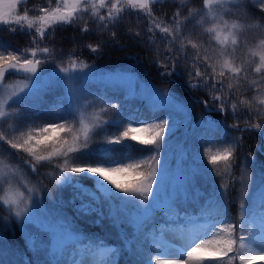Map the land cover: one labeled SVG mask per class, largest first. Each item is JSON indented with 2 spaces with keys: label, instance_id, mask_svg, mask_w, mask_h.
Wrapping results in <instances>:
<instances>
[{
  "label": "snow or ice",
  "instance_id": "snow-or-ice-1",
  "mask_svg": "<svg viewBox=\"0 0 264 264\" xmlns=\"http://www.w3.org/2000/svg\"><path fill=\"white\" fill-rule=\"evenodd\" d=\"M163 2L165 0H46L45 5L38 6L35 14H30L32 10L27 7L20 11V6L26 4L27 0H0V26L9 32L26 33L30 37V45L22 51L8 50L0 46V88L7 91L12 87L8 83V79L12 77L19 76L25 81L24 87L20 89L22 95L13 93L0 98V128L7 125V128L14 133L9 135L7 130L0 131V142L6 144L9 149L15 150L9 154L10 157L14 158L17 163L27 166L32 173L39 175L40 168L45 165L53 171L58 170L57 193H62L63 187L67 186L74 188L76 193L84 195L82 181L92 179L101 195L104 194L102 189L107 190L108 199L119 200L124 205V212L127 215L143 216L145 222L152 219L153 214L159 209L154 207V201L159 199L155 190L159 184V172L162 166L159 153L167 142V134L171 131V127H167L166 133V126H169L170 120L164 119L159 123L140 121L139 126L134 127L131 119L124 123V113L120 111L122 105L111 100L107 101V107L104 104L99 106L101 113H107L109 109L115 110V115L111 120H105L101 124L99 116L86 119V112L95 105L92 102L84 103L88 101L85 89L83 87L74 88L72 85L84 81L85 74L79 75L78 73L83 72L89 65L80 61V68H77V58L70 55L68 57L70 65L64 67L62 64H57L50 73H47L49 81L44 82L43 76L47 72L44 65L52 63L58 57L53 48L42 46V43L45 39L54 36L56 29L60 26L80 27V21H84V26L80 30L88 32L87 25L93 22L103 31L110 24L114 26L127 10L145 14L149 17L148 31L154 32L158 29L161 33V40L165 44L163 59L157 62L159 68L165 69L160 72V75L179 76L182 68L188 78L186 87L189 90L206 89L208 91L209 99L197 101L204 105L206 111L215 110L224 116L231 110L234 117V128L240 132L250 129L260 132L264 127V111L257 105L264 106V98L257 99L253 96L240 100V104L248 108V114H242L244 115L243 123L247 127L240 128L241 120L236 115L237 103L231 98L234 85L231 82L225 84V80L240 79L241 74L247 77L249 72L256 73L264 80V38H261L249 52L251 57L258 59L255 67L237 66L232 58L237 47L242 43L243 33L250 28L264 25V16L251 17L249 13L243 11L247 3L253 0H237V3L226 11H221L223 5L226 2L231 4V0H202L201 12L204 13L206 10L205 20L197 21V23L203 27L206 21L209 22V26L203 27V31L207 35L205 43L216 55L215 60L208 54L207 49L201 53L200 49L204 46L203 44L181 34V27L189 28L190 18L195 13L190 12L188 17L181 20L180 11L177 10L169 22L170 26H161L160 23L154 22L153 6ZM256 4L259 5L258 10L264 13V0H255L253 6ZM214 6L216 15L212 14ZM236 13H242V16L237 17ZM229 15L235 17L231 22L226 18ZM243 16L257 20V23L253 24L247 20L241 23ZM136 34L140 35L139 32ZM112 35L115 37V32ZM149 40L151 41L152 37H149ZM188 46L194 50L191 55L186 51ZM87 47L93 53L99 49V45L89 44ZM69 82H72V85ZM253 83L255 84L256 81ZM37 84H42L43 87L33 91ZM57 86L67 90V98L73 108L62 117H54L38 123V118L34 115L35 109L24 106V101L41 90ZM226 90L229 92L228 96L224 95ZM159 93L165 100H174L168 92ZM253 110L255 120L259 122H253ZM201 122L204 123V121ZM109 124L117 131L108 134L107 138L100 143L119 147L105 146L89 152L90 142H98L97 137L100 134L99 131L94 130H104ZM209 128L216 131L219 130V125L210 123ZM137 134H143L147 138L141 139ZM261 134L264 135V133ZM128 140L136 141L144 146L147 150L146 154L140 157L131 156L127 152L128 145L124 143ZM240 141L241 138L236 137L231 142L233 146L224 147L215 153L211 148H207L201 160L207 156V165L212 166L223 162L225 170L230 171L236 160L233 154L234 147L242 146ZM121 149L125 150L124 155L116 157L114 153ZM19 153L25 156L21 157ZM93 153H98L95 163H73L69 166L70 161L81 160L92 156ZM0 165H3L0 167V209L6 211L7 215L18 224L35 225L52 236L57 231L63 233L69 243L62 251H59L61 255L68 247L76 248L77 245L83 244L79 237L73 234L74 230L71 229L67 219L62 216L60 208L55 206V201L49 203L51 196L46 188L38 186L39 194L37 190L27 185H23L24 190H21V184L14 181L13 166L4 163L3 160H0ZM145 167L147 171L143 170ZM208 171L212 172L214 169H208ZM246 171L245 166L241 173L242 177ZM191 181V176L184 178L180 195L186 197ZM109 185L111 187H108ZM240 187L242 189L245 187L243 179H241ZM112 189H115V192ZM221 189L220 196L226 197L228 189L223 183H221ZM244 195L247 196V193ZM257 195L258 208H250L244 202L239 204L240 211L243 213L239 225L224 211L226 203L222 199H215L208 207L201 208L199 216L195 218L186 210L181 216L178 206H170L167 211L175 214L174 217L169 216L170 221L175 219L194 223L203 220L204 224L201 227H205L206 231L184 252L167 258V264H206V261H213L215 264H261L264 262V173L261 174ZM175 199L176 196L172 197L173 202ZM78 210L84 214L92 211L83 203L79 205ZM213 212L222 213L224 218L213 222ZM217 224H220V227H217ZM33 246H36L35 242ZM84 247L88 255L93 258L91 262L80 261L75 257L71 261L59 259L56 258L57 252H52L53 258L48 259V250L37 248L35 264H118L111 258L114 251L105 247L103 242ZM127 251L133 254L132 241L127 242ZM185 255L187 259L184 258ZM0 264H3L2 260ZM138 264H161V259L156 257L154 260L153 257L148 256L146 259L142 258Z\"/></svg>",
  "mask_w": 264,
  "mask_h": 264
},
{
  "label": "trees",
  "instance_id": "trees-1",
  "mask_svg": "<svg viewBox=\"0 0 264 264\" xmlns=\"http://www.w3.org/2000/svg\"><path fill=\"white\" fill-rule=\"evenodd\" d=\"M200 3L201 0H183V2H181V0H165L162 4H155L153 6L155 17L154 22H158L162 26H170L169 22L177 10L180 11V18L183 20L185 17H188L192 10H201ZM254 3L255 0L247 3L246 9L243 11L249 13L251 17L259 18L264 16V13H261L258 10L259 5L256 4V6H253ZM236 16L241 17L242 13H236ZM246 20L253 24L257 23V20L249 19L247 16L241 18L242 23ZM83 26L84 21H80V27L60 26L56 29L54 36L44 40L46 46L53 48L58 57V59L54 60L52 63L44 65L46 70L53 69L57 64H62V66L68 67L70 65L68 59L70 55L77 58V61L83 60L91 67L99 70H112L115 68L130 66L131 72L137 77H146L153 86L161 90H166L169 94L175 96L181 103L187 106L190 111V124L189 122L185 124L184 134H186V137L184 138V141L182 140L181 145L185 156L188 155L189 145L194 154L203 150L207 146H211L217 151L222 150L224 147L233 146L231 142L234 141L236 137H240V145L242 146L234 147L233 154L236 157V160L230 171L225 170L223 162L216 166L211 165L209 169H214V171L208 172L207 175L200 177V185L205 188L203 193L196 195V197H192V199H180L181 201H176L171 205L172 207L178 206L179 210L182 212L186 210L188 213H191V215H199L201 208L208 207V205L215 199H222L226 203V209L224 211H226L227 215L239 225L240 217L242 216L239 210L241 173L246 166L247 171L244 175L257 181H261V174L264 173V150H259L264 149V135L261 134L264 133V127H262L260 132H254V129L240 132L233 127L234 117L231 110H229L227 115L224 116L215 110L210 113L205 112L202 103H198L197 101L209 99L208 91L206 89L189 90L186 87L188 78L184 74L182 68L179 76L175 74L173 76H161L160 72L165 71V69L159 68L157 62L163 59L165 44L161 40V33L158 30H154V32L148 31L150 26L149 17L145 14L127 10L122 14V18L116 22L114 26L110 24L109 27L103 31H101L95 23L89 22L87 25L89 31L81 32L80 28ZM207 26L208 25L205 22L203 27ZM203 27H201V24L194 22L191 28L189 27L185 29L183 26L181 27L182 35L204 45L200 49L201 53H203L205 49H207L208 52L211 50L205 43L207 35L203 31ZM262 29H264V25L256 28V31L260 32ZM113 32H115V37L112 35ZM137 32H139L140 35H137ZM15 36H17V34H13L4 28H0V46L3 48L9 46L14 42ZM149 37H152L151 41L149 40ZM89 44L94 46L99 45L98 51L93 53L87 47ZM177 46H179L178 43ZM186 51L191 55L194 50L188 46ZM181 63H183V61H181ZM201 64L203 65V61H201ZM169 80H173L176 83ZM253 81H256V83L254 84ZM229 82L234 85L231 90V98L237 103L236 115L241 120L240 128H242L243 126H247L243 123L244 115L242 114H248V108L246 105L240 104V100L249 99L253 96L260 99L264 94V80H262L256 73L249 72L247 77H245L244 74H241L240 79H231V81L225 80V84H228ZM87 91L90 94L88 97L91 98L92 101L95 100L94 103L98 102L96 100L98 97L104 98L102 102L106 107L108 100H111L114 103L118 100L121 101L118 103L122 105L120 111L124 113V122L127 118V113H132L136 119L140 116L142 119L151 122L157 120L158 123L164 119H169L171 124L175 119L173 113L169 110L158 109L141 101L127 99L125 94L120 91H118L117 96L114 94L115 91L108 88H103L101 90L104 96L97 94L93 86L87 88ZM61 93L62 92L58 87L41 91L35 97L26 99V101H24V106H29L35 109L34 115L38 118V123L50 120L48 114L49 110L52 107L61 104ZM224 95L228 96L229 92L226 90ZM257 106L261 107L262 111H264L263 106ZM89 109L95 110L93 108ZM105 114H108V117H103L102 121L111 120L115 115V110L109 109ZM252 116L253 122H259L255 120L254 110ZM117 119L120 118L117 117ZM201 121H204V123ZM210 123L213 125H219V130H210ZM5 126L9 135L14 134L11 129L7 128V125ZM115 130L116 128L110 124L106 125L104 130H95L100 133L97 137V141L104 140L107 138L108 134L115 133ZM0 131H4V127L0 128ZM177 132V141H179L181 140L183 129L181 130L177 127ZM137 135L139 137V134ZM139 138L146 139L147 137L144 136ZM98 142H90L91 147L88 151L93 152V150L99 149L100 147L96 146V143ZM124 143L128 145L127 152L130 153L131 156L140 157L146 154L147 150L138 142L128 140ZM107 147L119 146L107 145ZM137 150L143 151V153H139ZM124 151V149H121L119 152L114 153V155L116 157H121L124 155ZM18 155L21 157L25 156L23 153H19ZM97 158L98 153H93L92 156L84 157L81 160L70 161L69 166H72L73 163H95ZM11 160L17 163L12 157ZM17 164L23 165L22 163ZM46 167L47 165L42 166L40 168V173H42ZM143 170L147 171V167ZM29 176L32 182L36 183L39 187L48 190L51 196L49 201L57 202L58 199L55 193L56 188L52 185V182H54L53 179L48 180L39 175L33 177L32 175ZM117 179L120 180V178ZM82 183L83 192L85 193L84 195L76 193L75 189L72 187L67 189L69 197L72 198L67 215L70 221L83 234L84 240L92 245L101 242H103L104 245H116L118 264H138L142 258L146 259L148 256L154 258V255L158 250L156 246V226L163 222L166 216L175 214L168 211L157 210V212L153 214L152 219L146 222L144 219L134 228L123 226L121 224V227L124 228V237L119 240L115 228L112 227V229H110L111 224L106 223L105 220L97 214L94 196L90 188V186L95 183L92 179H86L82 181ZM221 183H223L228 189L226 197L220 196L222 191ZM108 187L111 186L109 185ZM112 190L115 191V189ZM82 203L86 208L92 209L89 214H84L78 210L79 205ZM258 205L259 202L256 203L254 207L258 208ZM0 218H2L0 219V239L6 243L11 254L24 264H35L31 252L26 248L18 223L11 219L3 209H0ZM217 218H224L223 214L213 212V219ZM123 240L126 242L125 244L123 243ZM128 241H132L133 254H129L127 251ZM68 251L69 247L64 251L60 259L65 260Z\"/></svg>",
  "mask_w": 264,
  "mask_h": 264
},
{
  "label": "rangeland",
  "instance_id": "rangeland-1",
  "mask_svg": "<svg viewBox=\"0 0 264 264\" xmlns=\"http://www.w3.org/2000/svg\"><path fill=\"white\" fill-rule=\"evenodd\" d=\"M46 0H27L26 4H22L20 6V11H23L25 7L32 10L30 14H35L36 9L38 6L45 5ZM236 3V0H231L230 3H225L223 5V9L221 11L228 10L232 5ZM201 9L203 7L202 0L200 3ZM181 7V6H179ZM191 12L195 13V15H192L190 19L191 24L190 28L192 27L193 22L197 23V21L205 20V14L206 10H204V13L201 12V10H192ZM213 15H216V9L215 6L213 8ZM189 16V15H188ZM231 22L235 17L232 15H229L226 17ZM158 23V22H155ZM242 23V21H241ZM206 24L209 26V22L206 21ZM162 26V25H161ZM2 29L3 26H0ZM156 31L158 29H155ZM159 31V30H158ZM12 33V32H11ZM13 34H17V36L14 37V42L10 44L9 46L5 47L8 50L15 49L17 51H22L25 47L30 45V37L26 33H20L16 32ZM261 38H264V29H262L260 32L256 31V28H250L247 31L243 33L241 36V45L237 47V50L232 55V58L235 60V63L237 66L244 65L246 67L251 66L255 67L256 63H258V59L253 58L249 55V52L251 49L254 48L256 44L259 43V40ZM42 46H46V42L42 43ZM205 51V50H204ZM210 56L213 57V60L216 59L215 53H213L211 50L208 52ZM83 61V60H80ZM80 61H77V68H80ZM84 63L88 64L87 62L83 61ZM89 65V64H88ZM45 68V67H44ZM46 69V68H45ZM51 70H47L46 74L43 76V81L48 82L49 76L47 73H50ZM79 75H84V81L83 82H76L74 85H72V82H69L70 85H72L74 88H81L83 87L89 96V92L87 91V88L90 86H93L95 88V91L97 94H100L104 96L101 92V90L104 89H110L115 91V96L118 95V91L124 92L125 97L130 100H137L147 103L148 105L154 106L158 109H165L169 110L171 113H173V117L175 118L172 123L167 126L171 127L170 133L167 134L166 137V143L161 148V151L159 153V158L162 161L161 170L159 172V184L155 188L157 197L156 201H154V207L159 208L157 210L167 211V209L172 205V203H175L176 201H181L183 199H192V197H196L198 194H202L205 190L204 186L200 185V177L207 175L209 172L208 169L211 165H207V156L203 157V160H201L202 154H204L205 149L211 148L212 152L215 153L216 150L213 149V147H205L203 150L197 152L194 154L192 152V148L189 145L188 148V155L185 156L184 151L182 149V140L184 141V138L186 137L185 132V124L189 122L190 124V111L188 110L187 106H185L183 103H181L175 96L173 101L165 100L159 92H167L166 90H161L155 86H153L146 77L139 78L134 73L131 72V67H121V68H115L112 70H99L91 67L87 69H84L83 72L78 73ZM8 83L12 85L7 91L0 88V98H3L5 95H10L13 93H20V89L24 87L25 81L22 80L19 76L12 77L8 79ZM43 87L42 84H37L33 91L36 90V88ZM62 91V99L64 100V103L59 107L57 110L51 111V117H62L69 109L73 108V105L69 102V99L67 98V90L57 86ZM56 88V87H52ZM49 90V89H48ZM89 90V89H88ZM159 91V92H158ZM22 95V93H20ZM264 98V94L262 97ZM104 98L98 97L96 100L97 103H94L91 98L88 97V101H85L84 103L92 102L95 107L93 109L86 112L85 116L86 119H92L94 116H99L100 120L99 123L103 124L104 121H102L103 117H108V114L101 113L100 112V105L104 104L102 102ZM26 101V100H25ZM121 102V101H115ZM105 105V104H104ZM264 107V106H263ZM83 111V109H81ZM131 119L133 122V126H139L138 122L144 121L147 123H158L157 120H154L153 122L147 121L145 119H142L140 116L138 118H134V115L132 113H127V118L125 119L124 123H127ZM167 127H166V133H167ZM177 127H179L181 130L183 129V133L181 134V140L177 141L178 132ZM7 130L6 126H4V131ZM97 130V129H96ZM95 131V130H94ZM117 129L115 130V132ZM257 132V131H255ZM139 137H144L143 134H139ZM106 139V138H105ZM104 139V140H105ZM102 140V141H104ZM102 141H99L96 143L97 147H104L107 146L103 143H100ZM184 143V142H183ZM3 142H0V156L4 155L5 158H1L0 160H3L6 164H11L13 166V170H15V178L14 181L16 183L21 184V190H24L23 185H27V187L32 188L34 190H37L38 192V185L32 181H30L27 178V175L36 176L37 174L32 173L30 169L27 168V166L18 165L17 163L13 162L10 158V152H14L15 150L9 149L7 146H5ZM5 147V148H2ZM139 153H143V151L137 150ZM207 165V167H205ZM155 166V165H153ZM0 167H3V165H0ZM18 169V170H17ZM58 171V170H57ZM39 176L43 178H47L48 180L53 179L54 182H52V185L56 188V196H57V202L55 201V206L60 208L61 214L64 218L67 219L71 229L74 230L73 234L78 236L79 239L83 242L82 245H77L76 248L69 247V251L67 252V255L65 257V260L71 261L73 257L75 259L80 261H89L93 259L91 256L88 255L85 245H89L83 237V234L76 228V226L70 221L67 213L68 209L70 208V202L72 201L69 197L67 189L69 187L64 186L62 193H57V184L56 180L59 179V173L56 171H53L48 166L42 171V173H39ZM186 176H191L192 181L191 185L188 187L187 195L186 197L184 195H180V190L182 186V182ZM241 179H243L245 187L242 189L239 188V204L241 202H249V206L254 205L258 201V191L260 186V181H257L253 178L246 175L240 176V182ZM91 192L94 196V202H95V208L97 209V214L102 217L106 223L111 224V228L114 227L117 233V238L121 240L124 237V228L121 227V224L123 226H130L132 228L138 226L142 220L145 218L143 216H129L124 212V205L121 204L119 200H110L108 199V192L105 189H102L104 192L103 195H101L98 190L96 184H92L90 186ZM115 192L114 190H112ZM244 193H247V196L244 195ZM39 194V192H38ZM122 196V194H120ZM176 196L175 202H173L172 197ZM181 199V200H180ZM41 200L43 202V196L41 195ZM49 203H52V201H49ZM240 210V208H239ZM242 214V212L240 211ZM180 215L183 216L184 212H180ZM171 216V215H169ZM169 216L166 217V222L160 224L157 226V232H159V235L157 237L156 246H159L161 249H158V253H155V258L160 257L161 264H167V258L174 257L176 255H179L180 253L184 252L185 249H187L193 241L197 240L200 236L205 234L206 228L201 227V223H204L203 220L195 221L194 223L192 221H185V220H169ZM174 217V216H173ZM193 218L196 216L192 215ZM223 218L213 220L219 221ZM96 222V221H95ZM200 222V223H198ZM19 228L22 232L23 239L25 241V245L27 250H29L33 256L34 262L37 259V248L40 249H47V258L52 259V252H57L56 258H61V254L59 251H62L66 244L69 243L68 238L61 232H56L54 236H52L50 233L45 232L43 229L38 228L35 225L32 226H24L21 224H18ZM217 227H220V224H217ZM52 231L51 229H49ZM33 242H35V247L33 246ZM123 243L126 242L123 240ZM105 247L111 249L114 251V254L112 255V259L117 261L118 255H117V246L112 245H104ZM187 259L186 255L184 257ZM96 259H99V257H96ZM0 260L3 261V264H24L22 263L18 258L13 256L11 252L8 250V247L6 243L0 239ZM206 264H215L213 261H206ZM261 264H264V262H261Z\"/></svg>",
  "mask_w": 264,
  "mask_h": 264
},
{
  "label": "bare ground",
  "instance_id": "bare-ground-1",
  "mask_svg": "<svg viewBox=\"0 0 264 264\" xmlns=\"http://www.w3.org/2000/svg\"><path fill=\"white\" fill-rule=\"evenodd\" d=\"M195 223H196V222H195ZM195 223H194V224H195ZM198 223H200V222H198ZM201 224L203 225L204 223H201Z\"/></svg>",
  "mask_w": 264,
  "mask_h": 264
}]
</instances>
